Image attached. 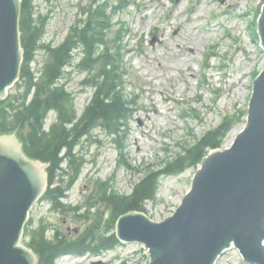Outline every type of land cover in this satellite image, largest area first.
Returning <instances> with one entry per match:
<instances>
[{
	"label": "rangeland",
	"instance_id": "1",
	"mask_svg": "<svg viewBox=\"0 0 264 264\" xmlns=\"http://www.w3.org/2000/svg\"><path fill=\"white\" fill-rule=\"evenodd\" d=\"M91 1L35 0L34 21L39 25L46 21L42 42L53 47L60 45L76 21L86 17L83 8ZM119 1L109 0V4ZM127 2L130 4L113 18L127 29L123 39L126 46L122 63L128 69L124 75V92L135 96L137 101L122 139V150L103 126L82 137L74 154L76 162L83 157L84 163H76L80 173L62 201L81 208L78 212H61L52 210L49 202L39 201L30 213L33 226L44 219L70 237H76L95 217L93 213L97 209L107 214L104 203L90 210L86 203L96 193L98 182L107 181L119 193L130 194L148 170L164 167L180 145L217 126L225 115H234L236 119L223 147L229 146L245 125L242 111L248 109L256 75L264 69V49L256 33L264 0H126L124 3ZM153 37L158 40L151 44ZM80 57L81 54L77 55L64 69L60 81L75 95L78 115L94 93L93 88L83 84L87 73L76 64ZM48 58L46 49L40 48L32 69L37 71ZM205 64L209 67L205 68ZM15 92L14 84L8 93ZM196 98H200L199 103ZM194 105L200 110L201 118H184L182 110L188 109L187 114L193 115ZM54 120L52 112L48 122ZM121 159L129 166L120 163ZM72 169L69 163L63 164V171L56 176L58 186L67 187ZM196 171L197 167L192 166L164 176L156 200L146 203V214L156 221L172 215L190 189ZM87 214L88 219L77 217ZM52 235L50 230L48 237ZM23 239L29 237L25 235ZM144 254L142 244L128 242L100 254L67 255L57 264H91L98 260L104 264H148L149 258ZM228 257L237 258L236 250L231 249Z\"/></svg>",
	"mask_w": 264,
	"mask_h": 264
},
{
	"label": "water",
	"instance_id": "2",
	"mask_svg": "<svg viewBox=\"0 0 264 264\" xmlns=\"http://www.w3.org/2000/svg\"><path fill=\"white\" fill-rule=\"evenodd\" d=\"M20 6L21 0H0V96L19 74ZM259 32L264 46V8ZM47 166L26 157L15 135L0 136V264H37L19 241L30 208L47 187ZM155 221L131 211L117 222L119 238L146 244L150 264H215L232 246L248 262L264 264V69L254 82L244 130L230 147L203 158L176 212Z\"/></svg>",
	"mask_w": 264,
	"mask_h": 264
},
{
	"label": "trees",
	"instance_id": "3",
	"mask_svg": "<svg viewBox=\"0 0 264 264\" xmlns=\"http://www.w3.org/2000/svg\"><path fill=\"white\" fill-rule=\"evenodd\" d=\"M32 1L22 0L21 3L20 24L24 47L21 77L25 81V92L20 95L21 103H18L20 96L0 100V134L17 130L25 153L31 158L50 163V184L54 182L57 171L62 169V163L67 160L75 171L73 182L79 173L73 150L80 138L99 124L110 133L121 136L133 112L132 105L135 101L127 97L121 87V28L111 35L115 25L112 22L113 14L118 8L108 12L106 4L95 8L90 6L82 27L74 28L61 46L48 47L51 59L45 65V76L41 81H35L29 63L34 57L42 31L39 26L33 25ZM77 43L82 44L85 52L80 68L89 72L97 69V72L85 81L96 90L79 119L72 94L63 85H55L63 73V67L71 62L74 56L72 49ZM97 45L103 46L99 55ZM33 88V98L27 102ZM51 108L57 110L59 122L46 131L43 128L44 118ZM233 124V118H224L218 126L206 131L193 143L183 146L181 151L165 161L162 169L148 170L131 194L124 195L113 190L109 194L108 189L103 188L98 197L99 201L107 205V218L98 211L96 219L77 238L68 240L57 232L53 240L46 238L45 227L26 228V234L30 236L28 245L39 255L38 264H55L57 257L65 253L83 254L115 248L120 244L114 232L117 219L131 211H145V202L156 197L161 176L180 173L199 164L210 149L222 145ZM46 196L56 206H60L64 191L60 187L51 188L46 192Z\"/></svg>",
	"mask_w": 264,
	"mask_h": 264
}]
</instances>
